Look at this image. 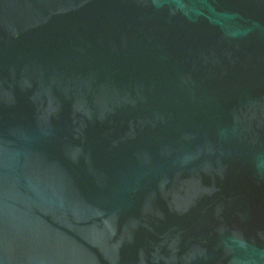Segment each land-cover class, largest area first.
<instances>
[{"label": "water", "instance_id": "95a60500", "mask_svg": "<svg viewBox=\"0 0 264 264\" xmlns=\"http://www.w3.org/2000/svg\"><path fill=\"white\" fill-rule=\"evenodd\" d=\"M0 264H264V0H0Z\"/></svg>", "mask_w": 264, "mask_h": 264}]
</instances>
